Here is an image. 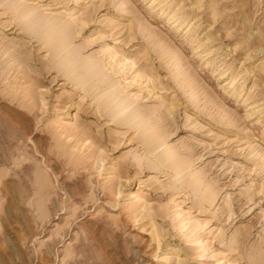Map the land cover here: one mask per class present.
<instances>
[{"label": "rangeland", "instance_id": "obj_1", "mask_svg": "<svg viewBox=\"0 0 264 264\" xmlns=\"http://www.w3.org/2000/svg\"><path fill=\"white\" fill-rule=\"evenodd\" d=\"M0 264H264V0H0Z\"/></svg>", "mask_w": 264, "mask_h": 264}, {"label": "bare ground", "instance_id": "obj_2", "mask_svg": "<svg viewBox=\"0 0 264 264\" xmlns=\"http://www.w3.org/2000/svg\"><path fill=\"white\" fill-rule=\"evenodd\" d=\"M22 10H23V9H22ZM17 11H18V10H17ZM23 11H24V10H23ZM28 11H29V10H28ZM18 12H19V11H18ZM21 13H22V12H21ZM33 14H34V13H33ZM19 15H20V14H19ZM20 16H21V15H20ZM34 16H35V15H34ZM38 16H39V15H38ZM24 17H25V16H24ZM38 19H40V18H38ZM26 20H27V19H26ZM36 20H37V19H36ZM36 20H35V21H36ZM42 20H43V19H42ZM31 21H32V20H31ZM37 21H38V20H37ZM37 21H36V24H37ZM25 23H26V22H25ZM29 23H30V22H29ZM33 23H34V22H33ZM38 23H39V22H38ZM46 23H48V22H46ZM30 24H31V23H30ZM53 24L55 25L56 23H53ZM53 24H52V25H53ZM34 25H35V24H34ZM56 25H57V24H56ZM35 26H36V25H35ZM43 26L45 27V25H43ZM38 27H39V26H38ZM48 27H49V24H48ZM51 27H52V26H51ZM61 27H62V26H61ZM63 28L65 29V27H63ZM48 29H49V28H48ZM55 29H56V28H55ZM48 31H49V30H48ZM60 31H61V30H60ZM60 31H59V32H60ZM56 32H57V31H56ZM62 32H63V30H62ZM65 34H66V33H65ZM63 38H64V37H63ZM63 38H62V39H63ZM65 38H66V37H65ZM64 40H65V39H64ZM54 42H55V41H54ZM56 42H57V41H56ZM60 42H61V41H60ZM61 43H62V42H61ZM61 43H60V44H61ZM66 43H67V42H66ZM60 46H61V45H60ZM56 47H57V46H56ZM60 48H61V47H60ZM61 50H62V49H61ZM91 75H93V74H91Z\"/></svg>", "mask_w": 264, "mask_h": 264}]
</instances>
